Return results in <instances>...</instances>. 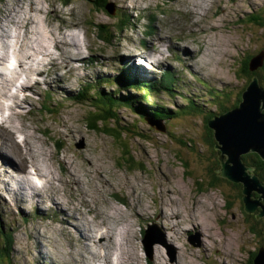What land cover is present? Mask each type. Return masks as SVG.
Here are the masks:
<instances>
[{"label": "rangeland", "instance_id": "obj_1", "mask_svg": "<svg viewBox=\"0 0 264 264\" xmlns=\"http://www.w3.org/2000/svg\"><path fill=\"white\" fill-rule=\"evenodd\" d=\"M251 1L253 4L247 0H109V10H106L100 7L99 0H0V33L3 26L10 34L18 30L21 37L18 45L33 47V43L41 41L35 35L36 27L43 24L48 29L46 36H51L44 42L50 44L52 54L40 59L34 54L33 59L48 63L57 57L58 64L41 67L34 61L33 68L40 67L46 70L44 75L52 76L50 83L48 79L46 82L55 93L62 89L73 95L79 93L85 83L105 80L110 84L102 90L116 95L118 92L140 94L134 86L136 79L128 76L131 72L144 84L167 74L178 80L175 85L180 83L187 96L185 100L184 93L173 88L174 93L164 91L151 99L149 93L142 91L143 104L157 101L173 112L182 113L173 122H152L148 116L153 125L147 120L140 122L127 108L118 110L122 123L110 117L106 119L99 115L98 107L93 108V100L80 103L66 96L57 98L59 107L47 103L44 94L48 84L42 75L38 79L40 84L27 88L36 79V73L29 68L15 73L19 79L14 81L13 88H7L13 91L15 84L25 79L24 84L29 81L26 74L32 77L33 81L25 87L22 98L25 102L19 98L21 110L9 98L0 96V108H9L2 118L0 116V121H7L10 126L0 124V146L10 144L15 148L30 173L35 164L40 173L46 175L42 183H53L67 208H72L73 204L80 207L77 219L85 218L87 223L94 221L95 230L114 229L118 243L124 246L119 255V251H111L113 264H121L122 260L125 264H249L252 253L264 247V236L258 237L250 230L237 184L228 180L229 184L222 182L219 188L209 184V172L219 170L220 151L210 149L205 153L206 121L239 106L242 94L254 77L264 87V67L254 69L248 76L242 71L248 56H257L264 50L262 21L253 23L252 18L260 14L264 20L261 11L264 0ZM126 15L130 18L129 24L122 29ZM8 16L20 26L26 23L27 30L14 26ZM247 16L251 22H246ZM159 38L165 42H160ZM63 39L72 43L64 50L58 42ZM74 42L80 46H74ZM178 42L192 48L195 56H188ZM7 43L16 44V39L11 42L5 36L0 38V51L4 53L0 55L7 58L13 53L14 59L22 60L24 65L23 61L27 60L23 51L12 52L5 46ZM144 44L149 46L147 59L155 66L137 70L132 66L145 55ZM167 51L178 56L182 64L173 61ZM67 57L75 58L76 62L69 68L63 62ZM17 68L13 70L16 72ZM11 78L14 79V74ZM125 84L127 87L123 88ZM213 100L218 102V107ZM94 111L98 115L99 130H92L87 123ZM203 111L210 112L202 115ZM2 136H9V141ZM26 137L32 142L30 146L25 142ZM16 142L23 144V148ZM57 142H63L61 151ZM189 143L192 145L188 146ZM196 149L204 152L203 155L199 157ZM71 173L80 180L73 192L65 185L69 179L73 181L75 176ZM30 177L40 186L39 178ZM8 182L10 187L16 188L13 180ZM1 186L0 180V228H9L15 233L12 254L15 264H51L53 261L56 264H107L95 259L93 249L80 240L75 229L55 210L49 196L53 188L47 191L37 188L34 193L42 194L43 202L28 204L29 210L24 211L23 216L18 207L8 211L7 203L11 205L10 200L16 197L9 192V186ZM54 193L53 197L57 194ZM170 203L174 211H168L163 217L162 208ZM40 207L45 208L44 214L39 213ZM89 210L98 213H89ZM73 211L72 208L68 216L78 222ZM175 212L180 213L179 219H171L178 224L176 234L169 231L171 221L167 219V215ZM30 213L38 215L31 220ZM204 219L211 223L213 234L203 231V235L186 224L192 220L193 225L201 226L205 224ZM260 221L264 223V219ZM146 231L151 236L147 243L144 241ZM37 233L43 234L41 240L33 239ZM0 242H3L1 238ZM204 247L210 249L204 251ZM96 250L103 256L102 249ZM40 251L46 258L38 257ZM48 252L50 255L46 254Z\"/></svg>", "mask_w": 264, "mask_h": 264}, {"label": "bare ground", "instance_id": "obj_2", "mask_svg": "<svg viewBox=\"0 0 264 264\" xmlns=\"http://www.w3.org/2000/svg\"><path fill=\"white\" fill-rule=\"evenodd\" d=\"M249 3H251V4H253V2L251 1V0H247ZM9 17V16H8ZM12 17V16H11ZM11 17H9V21L14 25V26H20L17 22V20H14V19H12ZM20 23V22H19ZM20 27H22L23 29H26L27 30V25H26V23L24 24V26L23 25H21ZM62 28V27H61ZM15 31H16V34H10L9 32H8V30L7 29H5L4 28V26H3V29H2V31H1V33H0V38H2L3 36H5L7 39H10L11 40V42L13 41V39H16V44H13L12 43V45L10 46L8 43H7V45L5 44V46L8 48V49H11V50H13V52L15 51V50H19V51H23V53H24V56H25V58H26V60L27 61H23V63H24V65H22L21 64V62H22V60H19V62H17L16 61V64H17V67L18 68H21L22 70H23V68H24V70H26L27 68H29V70L32 72V73H37V70H36V68H33V62L35 61V59H33V57H34V54H35V56H37L38 54L39 55H46V56H50L52 53H51V51H50V44H47V42H44V40L47 38V37H49V36H51V35H48V36H46V34H49V31H48V29L46 28V26L45 25H43V24H40V25H38L37 27H36V30H35V35L36 36H38L40 39H41V41L39 42V43H33V47L31 46V47H29V48H23L24 47V45H18L17 44V41L21 38L20 36H19V34H18V30H16L15 29ZM53 36H54V33H53ZM51 39V38H50ZM159 41L160 42H162V43H164L165 42V40L163 39V38H159ZM4 42H5V40H4ZM61 45H63V47L61 46V49H63L64 50V47H66V46H69V45H71L72 43H68L67 42V40H64L63 39V41H58ZM34 44H36V45H34ZM74 44V46H79V44H78V42L76 43V42H74L73 43ZM132 44V43H131ZM178 45H179V48L181 49V50H183V51H187L188 52V56H190V57H194L195 56V54H194V50L192 49V48H190V47H188V46H185V45H180L179 43H178ZM53 46V45H52ZM20 47V48H19ZM77 48V47H76ZM58 51V50H57ZM19 53V52H18ZM182 53V52H181ZM161 55H163V53H160V56ZM71 57H75V55H72ZM58 58H60V57H58ZM185 58V57H184ZM53 60H54V62H53V64H54V66H57V64H58V61H57V57H54L53 58ZM75 60V58H70V57H67L66 58V60H64L63 62L65 63V66L66 67H71L73 64H74V61ZM190 60V59H189ZM2 62H6V58H3V57H1L0 56V64L2 63ZM38 65H40V63L38 62L37 63ZM203 65V64H202ZM194 67V66H193ZM188 68V67H187ZM186 68V69H187ZM8 73L11 75V77L13 76V74H14V79L13 78H11V77H9V75H8ZM26 76H29V75H27L26 74ZM193 76V75H192ZM17 77H18V75H16L15 74V70H7V69H5V70H2V71H0V96L1 97H11L12 98V103H14V105L16 106V108H19L20 110H21V106H22V104H20V100H19V98L20 97H18L19 95H14V96H10L9 94H7L5 91H3V90H6L9 86H12L13 87V84H14V81H16V79H17ZM29 79V78H28ZM25 82H26V80H25ZM29 82V81H28ZM27 82V83H28ZM26 83V84H27ZM35 84H38V83H35ZM31 85V84H30ZM177 85L178 84H176L175 85V87H177ZM32 86L33 85H31V87H27V88H32ZM104 90H102L101 89V92H103ZM20 92V91H19ZM108 94V92L105 94V95H107ZM117 98V97H116ZM120 100H125V99H123V98H120V97H118ZM22 102H25V99L24 100H22ZM5 108H3V109H1L0 111H2V110H4ZM11 109V108H10ZM7 110H9V108L7 109ZM16 110V109H15ZM35 110H38V109H35ZM18 112V111H17ZM20 112V111H19ZM23 113V112H22ZM25 115V114H24ZM90 124H92L91 123V121H90ZM1 125L2 126H7V127H9L10 128V126H9V123L7 122V121H3L2 120V123H1ZM9 131H11L13 134H14V131L13 130H10V129H8ZM39 132V131H38ZM2 138L5 140V141H9V136H2ZM13 140V139H12ZM25 142L27 143V145H31V143L32 142H30L29 140H28V137H26L25 138ZM35 142H38V141H36L35 140ZM17 143V142H16ZM25 144V143H24ZM5 145H7V146H5V147H7V149H5V147H4V145L3 146H0V170H2L1 171V173L3 174V186H6V185H10L9 184V182H8V179H7V176H6V171H5V168L6 167H12V168H14L15 169V171L19 174V175H21V178H16V177H14L13 175L11 176L12 177V179L14 180V181H16V182H18L19 184V186L21 185V186H27L28 184H29V188L33 191V195H31L30 196V200L31 201H33V200H35L37 197H39V199H41V202H42V198H43V196H42V194H40V193H38L37 195L34 193V191L35 190H37V186H36V184L32 181V179L31 178H29V175H30V172H29V170H28V167H26V165L24 166V164H23V160L19 157V155L17 154V152L15 151V148H13L10 144H5ZM17 145L19 146V148H23L22 147V145L23 144H18L17 143ZM14 146H16V144L14 143ZM26 149V148H25ZM44 149V148H43ZM33 150V149H32ZM58 150H60L59 148H58ZM34 151V150H33ZM61 151V150H60ZM21 152H22V150H21ZM52 152V151H51ZM48 157L50 156V155H47ZM55 157V156H54ZM57 157H59V156H57ZM57 159V158H56ZM49 161V160H48ZM55 161H57V160H55ZM54 162V161H53ZM61 162H63V161H61ZM60 163V162H59ZM64 163H67V161H64ZM61 164V163H60ZM28 166V165H27ZM66 166H67V164H66ZM90 166V165H89ZM24 167H26V168H24ZM33 168H34V170H35V174L37 175V176H40V177H43L44 179L46 178V175H44V174H42V173H40V169L37 167V166H35V164H33ZM4 169V170H3ZM10 169V168H9ZM95 174L97 173V172H94ZM71 174H73V177L75 176V174L74 173H71ZM72 180L73 181H71L70 179L66 182V186L68 187V188H70V190H72V192H73V189H75V187H77L76 185H78V184H80V180H79V177H74V178H72ZM59 182H62V181H59ZM83 182V181H82ZM42 183V182H41ZM62 184H63V182H62ZM19 186H17V187H19ZM23 187V188H24ZM49 187L50 188H53L52 190L54 191V192H56L57 194H56V196H52V195H54L55 193L53 192L52 193V195H49L50 196V200H51V202H52V204H53V207H55V210L57 209L58 210V212L60 213V215L62 216V217H64V218H66V219H68L67 217H65V216H67V215H69L68 213H69V209H67L66 208V204L63 202V200L62 199H60L59 197H60V192H58L59 190H57V189H55L54 187H53V183H49V185H46V184H44L43 186H40V188L41 189H43V190H45V191H47L48 189H49ZM80 187V186H79ZM113 187V186H112ZM16 190V189H15ZM81 191V190H80ZM74 200V199H73ZM47 201V200H46ZM176 205V204H175ZM164 207L165 208H162V216L163 217H165L166 216V214H168V211H174V209L173 208H171V207H173V205H171V203H170V206L169 205H164ZM72 208H73V210H74V213H76V214H78L79 212H77L78 210H80V207L79 206H75L74 204H73V206H72ZM83 208V207H82ZM46 211L45 210V208H39V211ZM166 210V211H165ZM89 213L90 212H96V211H88ZM139 212V211H138ZM138 212L136 213L137 214V216H139V214H138ZM96 213H98V212H96ZM204 214H206L205 212H203ZM179 214L180 213H177V212H175V213H171V214H169V215H167V219L169 220V221H171V219H179L180 217H179ZM165 215V216H164ZM143 218V217H142ZM85 219V218H84ZM140 219V218H139ZM163 219V218H162ZM202 220V219H201ZM205 221V224H203V225H198V226H196V225H193L194 224V222L191 220V221H186L185 223L186 224H190L191 225V227L192 228H195V229H197V230H199L201 233H203V235H204V232L203 231H206L207 233H209V234H213V232H214V228L211 226V223H209V222H207L208 221V219H204ZM66 221V220H65ZM93 223H94V221H92V222H90V223H87L88 224V227H86L85 225H83L82 226V224H77L76 223V225H77V228H76V230L79 232L78 234H79V238H80V240L82 239L83 241H84V243H86V241L87 240H89L90 242H92V243H94V246L96 247V248H98V249H102L103 251H104V254H103V256L101 255V253L98 251V250H96V251H94V250H92L91 251V253H92V255H94L95 256V259L97 258L98 259V261H102V262H104V263H106L107 262V264H113V261H112V257L114 256H111L110 257V253H111V251L112 250H115V252H117V251H119L117 254L119 255L120 254V252L122 253V247L124 246V244L123 243H121V242H119L118 243V241H117V239H116V233H115V231H114V229L112 228V227H109V228H104L103 230H95L94 229V225H93ZM185 223H183V224H185ZM66 224H69V223H66ZM168 224V223H167ZM127 226H129V224H126ZM180 225V224H179ZM66 226V225H65ZM177 227H178V224H176V223H173L172 221H171V226H170V228L168 227V229H169V231H172V232H174L175 234L178 232L176 229H177ZM189 229V228H188ZM92 232H93V234H92ZM94 233H96V235L94 234ZM38 234V233H37ZM37 234H34L33 235V239L34 240H38V236H37ZM183 236V235H182ZM209 238H210V236L209 235H207ZM99 237V239H97ZM197 237V236H196ZM174 238V240H176L177 241V239H175V237H173ZM88 246V245H87ZM201 246V245H200ZM91 247V249H93V246H90ZM210 248L209 247H204V251H207V250H209ZM184 250V249H183ZM41 252H43V251H40L39 252V254H38V257H41V255H42V253ZM225 255V254H224ZM158 258V257H157ZM162 259V258H161ZM185 259V258H184ZM186 261V260H185ZM187 262V261H186ZM121 264H125V262L122 260L121 261ZM160 264V263H159Z\"/></svg>", "mask_w": 264, "mask_h": 264}, {"label": "water", "instance_id": "obj_3", "mask_svg": "<svg viewBox=\"0 0 264 264\" xmlns=\"http://www.w3.org/2000/svg\"><path fill=\"white\" fill-rule=\"evenodd\" d=\"M264 51L254 56L250 69L262 67ZM245 92L240 105L209 121V128L214 132L216 148L221 151V177L243 185V202L248 213H254L259 207L260 217H264V184L252 168L247 167L242 156L249 153L258 154L264 160V87L254 77ZM216 150V149H215ZM217 155V154H216ZM220 176V175H219ZM254 192L261 194L253 200ZM256 264H264V249L256 259Z\"/></svg>", "mask_w": 264, "mask_h": 264}, {"label": "trees", "instance_id": "obj_4", "mask_svg": "<svg viewBox=\"0 0 264 264\" xmlns=\"http://www.w3.org/2000/svg\"><path fill=\"white\" fill-rule=\"evenodd\" d=\"M100 3H101V6L102 8H107V5L109 4V0H99ZM260 11V10H258ZM262 12H264V10H261ZM254 17L253 19V23H257V21H262L261 23L257 24V25H262V28H264V20H262L263 16L262 15H258L256 14V17L255 15L252 16V18ZM248 21L246 22H251V18H249V16L246 17ZM129 16L126 15V17H124L122 19V24H123V27L122 29H126V25L129 24ZM149 32L150 29H149ZM152 33V32H151ZM254 55L252 56H248V58L245 60V62H243V67H242V71L243 73L248 76L249 74H252L251 72V69H250V62H251V59L253 58ZM264 67V66H263ZM164 87L167 86V88H170V86L166 84H164ZM245 85L247 86V83H245ZM244 86V87H246ZM96 93H92L91 94V99L94 100L95 104L97 107H102V114H99L101 115L102 117L104 118H108L109 116L111 117H116V121H118V114L117 113H113L111 108H109L108 110L106 109V105H110V106H115L116 104H119L120 101H123V100H120L118 97H114L113 95H111L110 93H108L107 95H105L107 92H101V89L94 87L93 88ZM153 90L157 93V92H160L162 90L161 87H157L156 85L154 86ZM228 96H230V93H228ZM230 100V99H229ZM216 102V101H215ZM216 104L218 105V102H216ZM120 105V104H119ZM156 106L157 108H152V111L156 114H152L156 117H163V115H168V110L169 109H166L164 106H160V105H154ZM137 109V112H143L145 113L144 109ZM98 117V115H95V114H92L90 119H92V117ZM152 117V116H151ZM102 120H105V119H102ZM92 123V122H91ZM120 123V122H119ZM95 127V126H93ZM208 129V128H207ZM206 141V144H207V148H205V153H209L210 152V149H215V139H214V136H213V132L212 130L208 129V135L205 139ZM197 151V149H196ZM198 154V156H202L204 152H199L197 151L196 152ZM129 154V153H128ZM201 154V155H199ZM244 160L245 162L252 168H254V173H256L259 177H260V180L262 182H264V160H262L258 155L256 154H250V155H247L244 157ZM218 166H219V169H220V162L218 163ZM138 169V168H137ZM222 182L224 183H228L227 179L224 181L223 178H221L219 176V174L217 172H214V171H210L209 172V184L211 185V187H214V186H217ZM200 184H202L200 182ZM229 184V183H228ZM238 188H239V195L242 197L243 194H242V186L237 184L236 185ZM216 188V187H215ZM219 188V187H218ZM248 217H249V224H250V230L258 237H262L264 236V223L262 221H260V219H258L256 217V213L255 214H249L248 213ZM0 234H5L4 236V247L5 248H0V264H14L13 263V258H12V253H13V241H14V233L13 232H3L2 230H0ZM263 247V246H262ZM261 249V247L258 249V251ZM257 255V253H254V256ZM254 256H253V260H254ZM254 263V261H253ZM252 263V264H253Z\"/></svg>", "mask_w": 264, "mask_h": 264}, {"label": "flooded vegetation", "instance_id": "obj_5", "mask_svg": "<svg viewBox=\"0 0 264 264\" xmlns=\"http://www.w3.org/2000/svg\"><path fill=\"white\" fill-rule=\"evenodd\" d=\"M253 200H257L258 198H256V197H254V198H252ZM253 262H252V260L250 261V264H252Z\"/></svg>", "mask_w": 264, "mask_h": 264}]
</instances>
